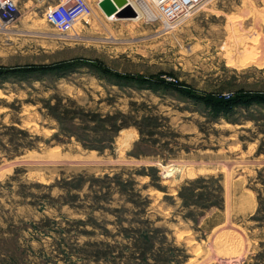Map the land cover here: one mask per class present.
<instances>
[{
    "label": "rangeland",
    "instance_id": "1",
    "mask_svg": "<svg viewBox=\"0 0 264 264\" xmlns=\"http://www.w3.org/2000/svg\"><path fill=\"white\" fill-rule=\"evenodd\" d=\"M89 1L75 31L38 0L0 21V264H264V102H244L264 92V0H206L170 23L143 9L110 19ZM172 83L242 99L212 118ZM60 104L80 126L93 111L154 117L153 134L135 147L138 127L124 126L100 153L61 131L48 109ZM106 173L134 184L122 192Z\"/></svg>",
    "mask_w": 264,
    "mask_h": 264
},
{
    "label": "trees",
    "instance_id": "2",
    "mask_svg": "<svg viewBox=\"0 0 264 264\" xmlns=\"http://www.w3.org/2000/svg\"><path fill=\"white\" fill-rule=\"evenodd\" d=\"M69 64L72 65V62L70 63L62 62L60 64H56V65L54 64V65L47 66V68H51V69L52 68H63V67H68ZM27 68L28 67L26 68L22 67V68H18V70H26ZM103 70L107 72L108 74L122 76L124 78H127L128 80L135 81V82H140L144 80L142 75H139V74L124 76L119 73L112 72L109 68H104ZM5 72H7V70L0 69V75L4 74ZM160 81L162 84L165 83L164 79L162 78L160 79ZM172 84L181 88V91L184 94H187L188 96L195 98L197 101L202 102L204 106L207 108V110H209L208 112L211 115L210 117L212 118H215L216 116L220 114H226L227 112H229L224 109L226 106L233 107L235 104L239 103L240 100L242 99V97L236 98L235 95L226 97V96L218 95L214 93L207 94V95L198 94L195 90L189 87H181V86H178L177 83H172ZM244 102L246 103L247 102L249 103L250 102H264V92H256V93L248 92V96L244 99ZM48 109L50 110V112L55 114V116L59 120L60 125H61L60 126L61 131L66 133L68 136H75L76 139L80 141L81 144L85 148L96 149L100 153L104 152L105 149L107 148H110V149L113 148L115 137L119 133L120 129L123 128L124 126L134 124L138 127L141 137L139 141L135 143V147H138L140 143L146 139L145 138L146 133H149L151 135L153 134V131L148 132L147 129L150 126H152V123H154L153 122L154 117H150V118L144 117L143 118L144 121H142L139 119H135L133 115L129 113H125L119 110L114 111L112 113L108 112L105 114L93 111L89 113L90 118L93 121V124L87 123L85 126H80L77 122H75V116L78 113V110L76 111L74 108L72 109L66 105H61V104L59 106L48 105ZM132 154L139 157L140 155L143 154V151L133 150ZM149 168L156 171V173L159 170L154 165L149 166ZM75 177L78 179V181L74 185L70 179L69 181L68 180L65 181V183L67 184L66 188L68 190H71L73 187H75L76 189H79L83 186L85 179L83 178L82 174H78ZM103 178L117 181V183H119L121 187L120 191L122 192L128 191L129 186L134 184L133 178H127L123 180L119 173H115L113 175L106 173L104 174ZM185 189H186V185L183 186L182 190L180 191V194L183 198L184 204L188 205L191 202H193L192 201L193 199H189L188 195H186L185 193ZM109 194L110 192L107 194H104L103 196H97L96 197L97 201L96 203L92 205V209L95 210L98 208H102L101 206H99V204L101 200H105V198H107ZM132 194H134L133 191H131V195ZM138 195L141 196L140 193H138ZM144 201H146V203H144V208H145L148 203L147 196L144 197ZM65 202H69V204H72V201H67V200L64 202L60 201V204H63ZM122 208H125V207H122ZM116 211L122 213L123 210L116 209ZM78 221H80L81 223H85L84 219H78ZM131 229L133 230V232H136V235H135L136 241L144 242L147 245H151V243L153 244V240H152L153 236L148 230V228L144 230H139V231L138 229H141V227L139 228L136 227V228H131ZM129 236L130 235L129 233H127V229H126L124 233V237H129ZM96 244L97 245L101 244L104 246H111V244L108 241H99ZM99 256H101V254H98V257Z\"/></svg>",
    "mask_w": 264,
    "mask_h": 264
},
{
    "label": "built area",
    "instance_id": "3",
    "mask_svg": "<svg viewBox=\"0 0 264 264\" xmlns=\"http://www.w3.org/2000/svg\"><path fill=\"white\" fill-rule=\"evenodd\" d=\"M46 7L45 16L48 22L63 32L70 31L80 18L93 13V6L89 0H38ZM206 0H146L158 12L165 23L174 21L183 13L191 12ZM100 5L101 0L97 1ZM129 2V0H127ZM18 0H0V21L12 19L18 12ZM130 3V2H129ZM133 7V6H132ZM134 8V7H133ZM120 8L117 7L116 12ZM136 11V9L134 8Z\"/></svg>",
    "mask_w": 264,
    "mask_h": 264
},
{
    "label": "bare ground",
    "instance_id": "4",
    "mask_svg": "<svg viewBox=\"0 0 264 264\" xmlns=\"http://www.w3.org/2000/svg\"><path fill=\"white\" fill-rule=\"evenodd\" d=\"M101 2H103L104 4L100 5V7L102 9L105 10L106 15L108 18L112 19V18H116V15L114 14H109L107 13L108 8L110 7V5H115L117 7H119L116 4L115 0H101ZM130 4L136 9V11L138 12V16L133 17V19H138L142 16V11L140 9H143L144 12L147 14V16H156L155 15V11L153 10V8L149 5V3L146 2V0H129ZM96 15V14H95ZM155 19V18H154ZM79 20V19H78ZM78 22V21H77ZM76 22V23H77ZM80 22V21H79ZM78 22V23H79ZM75 23V25H76ZM72 26V28L70 29V31H75L76 26ZM81 25V24H80ZM166 26V25H165ZM109 31V30H108ZM72 34V33H71ZM70 35V34H69ZM75 35V34H74ZM64 37V36H63ZM71 37V36H70ZM69 38V37H68ZM124 131V130H123Z\"/></svg>",
    "mask_w": 264,
    "mask_h": 264
},
{
    "label": "water",
    "instance_id": "5",
    "mask_svg": "<svg viewBox=\"0 0 264 264\" xmlns=\"http://www.w3.org/2000/svg\"><path fill=\"white\" fill-rule=\"evenodd\" d=\"M106 1V0H105ZM116 1V4L119 6V10L117 11V14L118 15H121L123 14V12L125 11H129L130 14H135V10L134 8L132 7V5L127 2V0H115ZM104 4L103 2H100V5ZM117 10V6L115 5H110V7L108 8L107 10V13L109 14H112L114 12H116Z\"/></svg>",
    "mask_w": 264,
    "mask_h": 264
}]
</instances>
